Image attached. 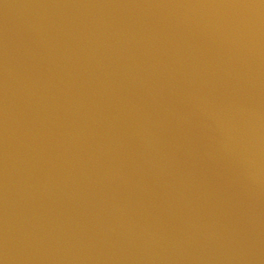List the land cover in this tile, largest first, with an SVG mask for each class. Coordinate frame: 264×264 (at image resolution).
Instances as JSON below:
<instances>
[{"label":"water","instance_id":"water-1","mask_svg":"<svg viewBox=\"0 0 264 264\" xmlns=\"http://www.w3.org/2000/svg\"><path fill=\"white\" fill-rule=\"evenodd\" d=\"M0 264H264V0H0Z\"/></svg>","mask_w":264,"mask_h":264}]
</instances>
